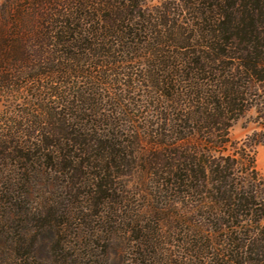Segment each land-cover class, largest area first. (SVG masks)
Returning <instances> with one entry per match:
<instances>
[{
    "label": "trees",
    "instance_id": "trees-1",
    "mask_svg": "<svg viewBox=\"0 0 264 264\" xmlns=\"http://www.w3.org/2000/svg\"><path fill=\"white\" fill-rule=\"evenodd\" d=\"M147 1L7 0L0 6V96L34 82L27 88L32 109L22 115L33 119L11 139L0 133V160H22L17 182L0 180L2 209H14L7 210L13 222L33 224V258L21 254V237L14 245L20 258L15 264H111V233L125 221L138 234L133 262L143 264L152 235L137 230L135 213L116 207L121 196L113 179L133 173L141 153L158 192L183 207L174 214L177 224L214 227L221 247L212 258L218 264H264V203L257 184L253 180L247 189L232 177L233 158L221 154L232 144L233 121L264 86V0ZM111 74L126 76L117 97L140 90V128L119 131L116 112L99 111L102 97L95 86L102 90ZM61 83L78 87L69 101ZM41 114L46 121L39 120ZM105 124L110 130L99 128ZM243 155L238 158L247 157L253 166L252 157ZM37 163L67 179L51 191L53 199L44 198L29 212L22 199L29 166ZM82 200L93 210L84 209ZM167 214L162 221L173 216ZM146 229L152 230L149 224ZM8 230L0 232L6 234L0 242L12 240ZM44 237L52 247L48 256L38 254ZM209 239L198 235L190 256L203 257L213 245Z\"/></svg>",
    "mask_w": 264,
    "mask_h": 264
},
{
    "label": "rangeland",
    "instance_id": "rangeland-1",
    "mask_svg": "<svg viewBox=\"0 0 264 264\" xmlns=\"http://www.w3.org/2000/svg\"><path fill=\"white\" fill-rule=\"evenodd\" d=\"M7 0H0V6L3 2ZM21 2L25 5L30 3L32 0H9ZM148 5L152 6L158 3V0H148L146 2ZM136 66V63H130L128 66ZM128 70V69H126ZM123 72V70H121ZM124 73V72H123ZM117 78V79H116ZM126 76L120 74L118 77L108 75L106 82L102 87V90L99 89V85L96 84L95 91L101 92L96 96L102 97V100L98 102L100 106L101 113L104 115L110 111L114 113L116 118H119L117 121L119 127L118 130H123L134 125L136 128H140V120L142 116L141 103H140V90L135 88V91L128 93L123 91L125 95L117 97L115 94L119 88H125L124 80ZM77 84L80 86H85V83L82 80L78 79ZM61 90H65V98H68V101L72 99V94L78 87H75L74 91L72 90L70 84H59ZM34 82L29 81L27 83V88H33ZM137 87V86H136ZM27 88H23L18 92H8L0 96V133L8 136L9 139L12 138V135L20 133L21 130H24L26 122L30 119H33V116L30 115L23 117L24 108L32 109V104H28L31 97V91ZM139 88V87H138ZM125 90V89H124ZM116 98L119 103L115 104ZM22 113V114H21ZM87 113V112H84ZM108 113V114H109ZM23 115V116H22ZM40 121L47 120V114L38 115ZM97 115L95 114V119ZM108 118V116H104ZM93 118V117H92ZM49 120V119H48ZM107 120V119H105ZM109 120V118H108ZM107 120V122H108ZM131 120L132 122H129ZM106 125V124H105ZM102 128H110L107 124L106 126H99ZM110 130V129H109ZM126 133V131H125ZM228 136L232 141L231 145L226 146L223 149V156L228 155L232 162L234 177L237 181L242 182L243 185L249 189L251 186V181H255L254 184H257V194L259 198V203H264V86L259 90V93L253 102V104L235 121L229 128ZM141 148H144L143 145ZM143 150V149H142ZM221 151V149L219 150ZM219 151L216 149L215 155H219ZM241 154H248V157H252L253 166L250 165L247 157L238 158ZM136 166L133 169V173L126 174L121 180L119 177H116L114 174L115 186L118 187V193L121 196L120 203H115L116 207H120V210H129L131 213H135V220L137 222V230L141 231V234H151L152 239L149 242H146L148 245L145 250L147 256L143 264H218L216 258H212V252L218 251L221 247L215 243V229L211 225L203 224L199 227H193L191 225H185L182 223L177 224V218L174 217V214L181 211L183 207L180 203H172L171 197H165L163 194H160L157 190V183L155 178H152L149 173H147V159H145V153L136 155ZM224 158V157H223ZM222 162H226L222 160ZM21 163L22 160H12L9 158L0 160V180L11 179L16 181L21 175ZM124 170H127L126 167H123ZM253 169L256 172V176H252ZM29 183L26 185L28 188V193L23 195L22 206L29 208V212H33L38 207L39 202L41 203L44 198L53 199L52 190L56 191L61 188L62 184L64 185L66 176L62 172H54L53 170H48L44 165L41 167L39 164H35L32 167L29 166V171H27ZM54 179L57 180V184L54 182ZM17 182V181H16ZM124 184V185H123ZM85 188H80V192H84ZM63 194V193H62ZM82 205L85 206L84 209L93 210L89 204L82 200ZM108 206H113L109 203ZM107 206H104V208ZM5 208L4 205L0 203V212L1 210H6L8 212H14L13 208ZM7 210H9L7 212ZM170 215L168 222L162 221V216ZM31 214V213H30ZM7 218V220H6ZM125 221L122 224V229L118 227L115 233H111V241L113 249L109 247L108 253L111 256V264H139V262H133L134 258H137L136 252L139 251V243L136 240L138 234L137 232L131 229L130 223L128 226ZM152 230H147L148 226ZM33 224L31 222H13L11 213L2 215L0 213V232L9 228L7 235L11 237L12 240L5 242H0V264H15L16 259H20L19 255L15 253L14 245L18 242L19 238H23L22 251L21 254H25V257H28L29 261L33 258V253L29 251V243L32 237ZM94 228H96L98 233H101V226L95 221L93 223ZM12 227V228H11ZM125 227V228H124ZM11 228V229H10ZM86 229V228H84ZM206 234L211 237L212 247L208 248L206 252H202L203 257L199 256L200 254L196 253V256H190L194 254V251L197 250L195 241L198 235ZM6 235L5 233H0V236ZM190 237V239H189ZM155 238V239H153ZM188 238V243L186 239ZM182 239H184L182 241ZM206 239L203 238L200 241V246H203V243L206 242ZM41 246L38 250L39 255L51 254V244L48 237H44L40 241ZM103 242L100 240L97 243V252L102 253ZM194 250V251H193ZM153 251V252H152ZM51 258H48L47 263L53 261ZM93 259V257H91ZM50 259V260H49ZM96 264V263H93ZM101 264V263H100ZM104 264V262H102ZM142 264V263H140Z\"/></svg>",
    "mask_w": 264,
    "mask_h": 264
}]
</instances>
